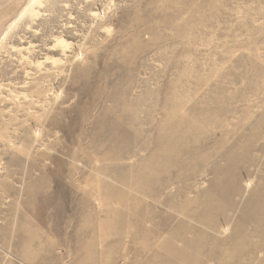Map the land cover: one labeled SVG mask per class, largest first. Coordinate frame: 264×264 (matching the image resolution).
<instances>
[{
  "label": "rangeland",
  "instance_id": "rangeland-1",
  "mask_svg": "<svg viewBox=\"0 0 264 264\" xmlns=\"http://www.w3.org/2000/svg\"><path fill=\"white\" fill-rule=\"evenodd\" d=\"M0 264H264V0H0Z\"/></svg>",
  "mask_w": 264,
  "mask_h": 264
}]
</instances>
